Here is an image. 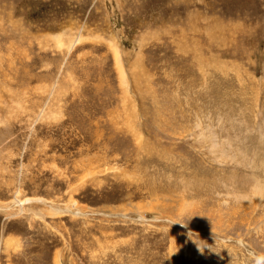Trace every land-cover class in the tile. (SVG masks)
<instances>
[{
	"label": "rangeland",
	"instance_id": "rangeland-1",
	"mask_svg": "<svg viewBox=\"0 0 264 264\" xmlns=\"http://www.w3.org/2000/svg\"><path fill=\"white\" fill-rule=\"evenodd\" d=\"M260 129L264 0H0V264H264Z\"/></svg>",
	"mask_w": 264,
	"mask_h": 264
},
{
	"label": "bare ground",
	"instance_id": "bare-ground-1",
	"mask_svg": "<svg viewBox=\"0 0 264 264\" xmlns=\"http://www.w3.org/2000/svg\"><path fill=\"white\" fill-rule=\"evenodd\" d=\"M134 13V12H133ZM113 51V50H112ZM115 52H117V49L115 50ZM119 52V50H118ZM116 55V54H115ZM119 55V54H118ZM116 65H117V68H118V73H119V80H120V83L124 86H126L128 88V75H127V72L128 70H126L122 64V61L119 59V56H116ZM114 62V63H115ZM139 62V61H138ZM137 64V63H136ZM136 64L134 63L132 66H131V70H135L137 69L136 68ZM138 66V65H137ZM138 70V69H137ZM135 72V71H134ZM142 77V76H140ZM54 114H56V112H54ZM259 133H260V136L263 137L264 135V130L260 129L259 130ZM260 137V138H261ZM99 139H101L99 137ZM98 140V139H96ZM192 145L194 146H197V147H200L202 148L203 150H205V152L207 154H210V155H213L214 157H219V158H222V159H229V160H233L234 159V155H233V151L230 149V148H226L224 145V141L219 137V139L213 137V136H203V132L201 131H198V130H195L193 132V138L192 140L189 141ZM225 142H227V140L225 139ZM229 144V143H228ZM231 150V151H230ZM260 168L262 169V172H263V178H260V176H256L254 174H251V175H248L246 177V175L244 176V178L246 177L245 179V183L247 185L246 187V190L244 192H237V193H234L233 196L236 200H240V201H251L254 203L255 206H258L260 208H263L262 210L264 211V160H262L260 162ZM249 168V167H248ZM251 168V167H250ZM255 169V168H254ZM251 171V170H250ZM250 173V172H249ZM254 173V172H253ZM260 174V173H259ZM258 175V174H257ZM262 176V175H261ZM83 178L80 179V181L83 183L84 181H82ZM26 201H31L32 199L30 198H26L25 199ZM35 200H38V199H35ZM40 202H43L44 200L43 199H40L39 200ZM187 204L189 205V203L187 202H180V205L179 207L180 208H185L187 207ZM54 209V208H53ZM80 212V211H78ZM244 220V219H243ZM264 220V215H263V219ZM57 223V222H56ZM54 226L57 225V224H53ZM62 228V227H61ZM65 228V227H64ZM97 228V227H96ZM33 229V227H32ZM49 229H52V226L51 224H49L48 226V232H49ZM56 229V228H55ZM57 230H59L57 228ZM64 230V229H63ZM86 230V229H85ZM60 231V230H59ZM104 232V231H103ZM65 234L68 236V232H65ZM48 235V234H47ZM53 235V234H52ZM93 239V238H92ZM17 238L15 237H11L9 236L8 238H6V241H5V248H7V251L6 253L10 252L11 250H14L16 249L17 247ZM93 245V244H92ZM9 248H11V250H9ZM14 254V253H13ZM61 254V252H60ZM58 256L59 253L56 252V262H58ZM10 257V255H9ZM61 258V257H60ZM54 260V261H55Z\"/></svg>",
	"mask_w": 264,
	"mask_h": 264
}]
</instances>
